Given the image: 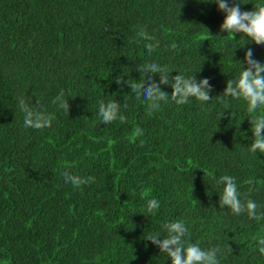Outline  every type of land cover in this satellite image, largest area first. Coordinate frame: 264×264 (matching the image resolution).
<instances>
[{
	"label": "trees",
	"instance_id": "trees-1",
	"mask_svg": "<svg viewBox=\"0 0 264 264\" xmlns=\"http://www.w3.org/2000/svg\"><path fill=\"white\" fill-rule=\"evenodd\" d=\"M224 15L197 0H0V264H171L147 237H166L175 220L192 243L219 245L221 264H264V220L219 203V177L231 175L264 212V153L250 151L251 118L264 107L221 101L247 48L264 61V45L221 31ZM136 30L157 47L145 53ZM152 61L175 67L171 77L208 78L212 99L178 105L170 84L159 108L133 99L116 78L139 84L136 67ZM61 91L68 110L53 103ZM20 97L52 126L25 128ZM109 100L123 105L122 123L101 122ZM65 169L95 182L73 188ZM151 198L160 207L148 215Z\"/></svg>",
	"mask_w": 264,
	"mask_h": 264
},
{
	"label": "clouds",
	"instance_id": "clouds-1",
	"mask_svg": "<svg viewBox=\"0 0 264 264\" xmlns=\"http://www.w3.org/2000/svg\"><path fill=\"white\" fill-rule=\"evenodd\" d=\"M197 2L215 3L218 9L225 14L220 25L221 31H226L227 34L231 33L233 37L236 33L244 34L249 38V41L257 45H264V2L256 4L252 10L241 9V4L247 3L246 0H197ZM133 40L143 47L145 53H150L158 44V41L149 40L144 36L141 30L134 31ZM243 45L245 43L240 46ZM171 47L175 48L176 45L172 44ZM240 63L243 65V69L235 79L227 81L221 101L223 102L225 97L243 99L247 101V112L252 114L264 107V61L255 58L253 49L247 48L244 54V63L247 66L245 67L241 61ZM173 69L176 68L152 61L136 67L135 71L143 78L139 84L129 83L128 80H121L120 77H117L116 80L126 87L133 99L140 98L148 102L150 109L159 108L161 102L169 100L167 91L163 90L161 85L170 84L172 86L171 99L178 105L186 104L191 98H196L203 106L212 99L209 93L213 86L208 78L198 81L193 73L185 75L179 70V74L171 77L170 73ZM153 74H159V81L154 79ZM53 103L58 104L60 109L68 110L69 108L68 98L65 99L63 91L53 100ZM33 105L35 104L23 97L16 101V108L24 113L23 126L37 130L50 128L52 126L51 117L41 111L39 106L33 107ZM226 108L229 107L224 109ZM122 111L123 105L119 101L109 100L107 103L103 101L99 103L98 115L102 123L110 124L113 121L122 123V119L118 115V112ZM223 115L222 111L220 117ZM251 125L254 140L250 144V151L255 154L257 151L264 153V115L251 118ZM61 175L64 183L72 185L73 188L95 182L94 176L82 177L67 169L63 170ZM218 183L223 185L222 193L219 192L221 208L227 206V209H230L234 215L246 213L250 220L257 222L264 220V212H258V208L261 206L255 200L242 199L236 177L221 175ZM249 183L251 185V182ZM252 191L253 188L250 186L249 193ZM159 207L160 201L156 198L146 201L145 208L148 215L155 213ZM164 227L167 232L166 237H162L160 233H154L147 239L171 257V264H221L223 249L219 245L206 249L201 247L199 242L192 243L189 239V228L184 221H170ZM257 248L259 253L264 254V236L257 239Z\"/></svg>",
	"mask_w": 264,
	"mask_h": 264
}]
</instances>
